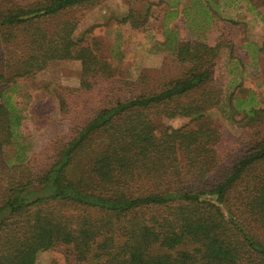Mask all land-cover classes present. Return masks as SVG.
I'll return each instance as SVG.
<instances>
[{"label": "trees", "instance_id": "1", "mask_svg": "<svg viewBox=\"0 0 264 264\" xmlns=\"http://www.w3.org/2000/svg\"><path fill=\"white\" fill-rule=\"evenodd\" d=\"M101 1L0 0V264H35L57 248L78 264H264V135L237 148L205 120L221 102L214 66L231 47L180 42L177 78L116 97L97 42L75 40L77 22L61 19ZM148 19L149 9H130L120 23L139 30ZM60 61L80 62L78 115L67 136L9 165L18 81L54 73ZM262 115L249 109L238 123ZM161 117L190 123L160 128Z\"/></svg>", "mask_w": 264, "mask_h": 264}, {"label": "rangeland", "instance_id": "2", "mask_svg": "<svg viewBox=\"0 0 264 264\" xmlns=\"http://www.w3.org/2000/svg\"><path fill=\"white\" fill-rule=\"evenodd\" d=\"M130 9L141 14L149 9L143 28L133 30L120 23ZM61 19L77 22L75 40L97 42L98 53L110 64V92L121 98L156 91L177 78L183 69L174 60L178 43L198 41L214 46L225 40L232 55L230 48L222 49L212 78V86L221 92V102L205 113V120L237 148L247 144L248 135H264V8L260 0H102L93 7L73 9ZM54 71L37 75L33 82L18 81L15 97L22 117L17 145L5 151L9 165L26 162L67 136L78 115L72 99L78 97L80 62L60 61ZM56 93L69 101L71 111L60 112ZM249 109L263 115L256 124L243 127L238 122ZM154 121L160 128L190 123L183 117ZM35 264L78 263L65 249L57 248L40 252Z\"/></svg>", "mask_w": 264, "mask_h": 264}]
</instances>
